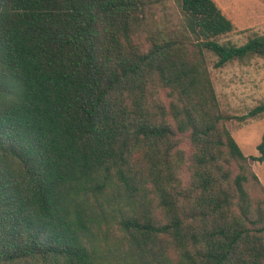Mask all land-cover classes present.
Returning <instances> with one entry per match:
<instances>
[{
  "label": "trees",
  "instance_id": "16d2710c",
  "mask_svg": "<svg viewBox=\"0 0 264 264\" xmlns=\"http://www.w3.org/2000/svg\"><path fill=\"white\" fill-rule=\"evenodd\" d=\"M176 1L165 37L151 0H0V264H264V136L247 157L226 125L264 103L224 115L206 57L264 38L220 43L214 0Z\"/></svg>",
  "mask_w": 264,
  "mask_h": 264
},
{
  "label": "rangeland",
  "instance_id": "374dc122",
  "mask_svg": "<svg viewBox=\"0 0 264 264\" xmlns=\"http://www.w3.org/2000/svg\"><path fill=\"white\" fill-rule=\"evenodd\" d=\"M235 26L232 33L218 39L220 43L244 46L256 37L264 38V0H214ZM146 13V32L161 30L167 35H181L183 15L176 0H151ZM139 40L145 41V35ZM213 85L220 110L226 116L242 117L256 106L264 103V57L251 56L242 61H233L221 69L214 64L217 58L206 53ZM163 97L164 94H163ZM231 135L247 157H258V146L264 136V115L241 122H227ZM187 155L190 149L184 145ZM252 169L264 187V162L252 163ZM183 181L187 184L188 173L184 170ZM253 191V190H252ZM255 198H262L260 190L253 191Z\"/></svg>",
  "mask_w": 264,
  "mask_h": 264
}]
</instances>
